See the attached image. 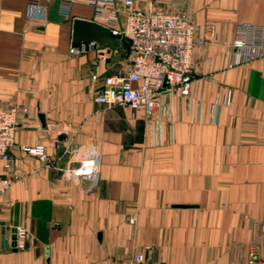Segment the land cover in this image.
Here are the masks:
<instances>
[{
  "label": "crops",
  "instance_id": "0c3cea01",
  "mask_svg": "<svg viewBox=\"0 0 264 264\" xmlns=\"http://www.w3.org/2000/svg\"><path fill=\"white\" fill-rule=\"evenodd\" d=\"M132 4L213 27L192 48L190 95L164 92L147 116L93 100L105 75L127 69L124 40L68 51L79 46L72 17L91 19L92 6L74 1L64 17L58 0L31 10L26 0H0V104L19 106L13 179L0 194V264H116L135 252L146 264H262L248 261L247 245L264 256V54L239 61L230 42L235 24L264 25V0ZM36 142L49 165L18 148ZM88 148L95 180L62 178L59 167ZM15 224L27 230L22 248Z\"/></svg>",
  "mask_w": 264,
  "mask_h": 264
},
{
  "label": "built area",
  "instance_id": "2783aa9c",
  "mask_svg": "<svg viewBox=\"0 0 264 264\" xmlns=\"http://www.w3.org/2000/svg\"><path fill=\"white\" fill-rule=\"evenodd\" d=\"M74 1L92 6V20L104 25L112 34H118L127 44L128 66L123 73L109 74L102 78L101 86L93 100L105 107L125 105L141 110L147 116L161 101L164 92L174 97H188L192 84L191 52L195 45L205 43L213 36L211 24L196 28L188 14L159 9L133 7L132 0H58V13L69 16ZM39 5V0H26L27 9ZM230 42L236 59L241 61L264 54V25L249 22L235 24ZM82 46H70L69 52H79ZM104 56L101 55V58ZM165 82V85H163ZM17 104H0V161L4 172L0 175V194L12 182L9 174L8 147L13 140ZM19 149L35 155L44 165L48 164L45 145L36 142L19 145ZM97 155L92 148L81 153L74 166L59 167L65 180L94 181L97 174ZM259 232L264 233V214L258 219ZM14 244L22 248L27 230L21 224L12 226ZM248 261L264 264V256L255 253V242L247 245ZM116 264H146L141 252H135L125 262ZM154 264H166L158 259Z\"/></svg>",
  "mask_w": 264,
  "mask_h": 264
},
{
  "label": "water",
  "instance_id": "95a60500",
  "mask_svg": "<svg viewBox=\"0 0 264 264\" xmlns=\"http://www.w3.org/2000/svg\"><path fill=\"white\" fill-rule=\"evenodd\" d=\"M71 43L73 45L86 46L89 42L96 44L99 47L113 48L115 44L123 41L118 34H112L104 25L92 20L81 17H72L71 19ZM165 85V82H163ZM41 122L42 115L38 114ZM175 206H185L191 204H173Z\"/></svg>",
  "mask_w": 264,
  "mask_h": 264
}]
</instances>
